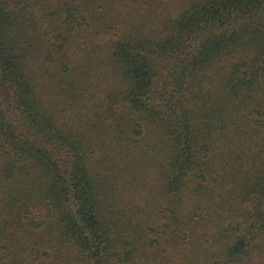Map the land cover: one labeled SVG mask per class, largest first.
<instances>
[{"label": "trees", "instance_id": "16d2710c", "mask_svg": "<svg viewBox=\"0 0 264 264\" xmlns=\"http://www.w3.org/2000/svg\"><path fill=\"white\" fill-rule=\"evenodd\" d=\"M0 264H264V0H0Z\"/></svg>", "mask_w": 264, "mask_h": 264}, {"label": "rangeland", "instance_id": "374dc122", "mask_svg": "<svg viewBox=\"0 0 264 264\" xmlns=\"http://www.w3.org/2000/svg\"><path fill=\"white\" fill-rule=\"evenodd\" d=\"M7 116L8 119L11 120L12 122L19 123L20 114L16 110L13 109L7 110Z\"/></svg>", "mask_w": 264, "mask_h": 264}]
</instances>
